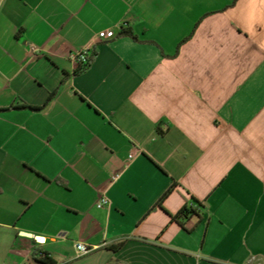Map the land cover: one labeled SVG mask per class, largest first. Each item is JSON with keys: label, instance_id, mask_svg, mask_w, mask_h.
Returning a JSON list of instances; mask_svg holds the SVG:
<instances>
[{"label": "crops", "instance_id": "obj_1", "mask_svg": "<svg viewBox=\"0 0 264 264\" xmlns=\"http://www.w3.org/2000/svg\"><path fill=\"white\" fill-rule=\"evenodd\" d=\"M37 249L264 264V0H0V264Z\"/></svg>", "mask_w": 264, "mask_h": 264}, {"label": "trees", "instance_id": "obj_2", "mask_svg": "<svg viewBox=\"0 0 264 264\" xmlns=\"http://www.w3.org/2000/svg\"><path fill=\"white\" fill-rule=\"evenodd\" d=\"M128 32L122 30L121 35L126 34ZM129 34V33H128ZM95 57V52H86L85 59L83 60H78L76 62V71L74 74H79L84 72L85 70L88 69L90 66L91 62L93 61V58ZM15 109V108H12ZM16 109H21V110H29V111H39L40 108H33L29 106H22V107H17ZM173 186L170 187L164 194L163 196L159 199L157 205H161L162 202L166 199V197L172 192ZM204 211V204L202 201L197 200L194 197H190L189 201L186 202L181 209L171 216L172 221L178 223L182 227L192 218H201V215L203 214ZM33 259L40 263V264H55L52 259L50 258L49 254L45 251L42 250H35L33 254Z\"/></svg>", "mask_w": 264, "mask_h": 264}, {"label": "built area", "instance_id": "obj_3", "mask_svg": "<svg viewBox=\"0 0 264 264\" xmlns=\"http://www.w3.org/2000/svg\"><path fill=\"white\" fill-rule=\"evenodd\" d=\"M115 32L113 30H105L103 32H101L99 34V37L101 39H110L112 37H114ZM87 51H80L75 53L74 55H72V60L73 62L76 64V62L80 59L83 60L85 59V55H86ZM135 152H132L131 155H134ZM118 178L117 175L112 177V181L116 180ZM108 202L107 200L104 198L101 200L100 205H106ZM75 249H76V253L78 254V256H85L87 254H89L92 250L87 248L86 246H84V244L82 243H76L75 244Z\"/></svg>", "mask_w": 264, "mask_h": 264}]
</instances>
